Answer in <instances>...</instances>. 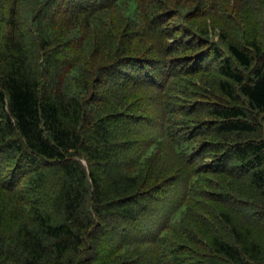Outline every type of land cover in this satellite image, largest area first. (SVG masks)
<instances>
[{"label":"trees","instance_id":"16d2710c","mask_svg":"<svg viewBox=\"0 0 264 264\" xmlns=\"http://www.w3.org/2000/svg\"><path fill=\"white\" fill-rule=\"evenodd\" d=\"M0 264H264V0H0Z\"/></svg>","mask_w":264,"mask_h":264}]
</instances>
